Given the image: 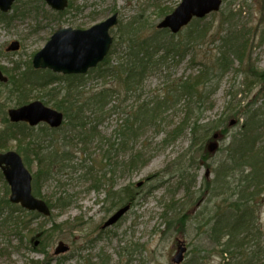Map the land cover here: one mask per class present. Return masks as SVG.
Masks as SVG:
<instances>
[{
	"label": "rangeland",
	"instance_id": "obj_1",
	"mask_svg": "<svg viewBox=\"0 0 264 264\" xmlns=\"http://www.w3.org/2000/svg\"><path fill=\"white\" fill-rule=\"evenodd\" d=\"M67 1L72 9L66 10L67 15L62 19L42 0H17L18 14L25 16L9 25L5 20L14 14L13 10L5 17L0 16V66L3 69L9 71L11 62L28 63L59 28L87 30L114 13L118 19V24L110 30L114 43L124 24L133 23L134 27L138 24L137 29L143 31L144 36L157 38L158 54L166 53L168 47L176 44V56L171 54L166 60L158 61L134 98L126 102L122 97L109 101L110 110L94 130L95 136L89 137L87 148H82L84 139L78 144L80 138L64 135L65 127L60 128L63 123L57 128L60 130L54 129L52 143L57 147H61L64 137L72 141L65 147L71 155L69 166L72 167L62 176L53 174L39 184L41 196L52 206L51 216H39L30 223L29 229L15 234L11 227L8 230L6 225L0 224V264H102L101 258H108L106 264H173L176 240L186 248L179 264H238V252L222 255L220 251L226 237L217 246L210 239V229L215 220L221 222V213H230L231 207H227L230 203L244 198L241 196H250L249 193L253 227L242 233L245 235L248 231L249 241L254 242L249 252L247 249L246 258L254 264H264V0H222L218 11L191 22L175 34L159 29L158 25L181 0ZM161 8L169 11L160 16ZM232 25L236 29L232 30ZM192 29L198 32L191 36ZM235 30L245 32V64L238 67L235 63L226 73L208 74L210 84L197 87L189 99L180 97L185 90L182 80L196 76L214 63L219 39ZM14 41L20 44V50L6 52ZM115 50L118 54L123 49L117 45ZM115 59L113 52L110 61ZM88 77L81 81L85 92L100 86L99 79ZM171 85H177V97L169 100L166 106L169 109L163 110L159 122L157 117L153 122L149 118L141 123L137 121L136 138L125 137L132 144L129 141L128 150L125 147L119 158L112 160L127 163L129 149L133 147L131 155L141 154V160L146 161L144 166L132 171L120 168L114 176L107 175L98 190L92 187L93 182H80V174L86 172L84 167L97 179L103 172L102 164L109 150H120L116 133L132 105H138L134 100L152 102L157 96L162 99L170 92ZM6 93V89L0 88V133L9 130L15 134L12 130L22 129L24 125L10 122L7 112L18 106ZM44 95L42 103L52 108V96ZM39 96H43L42 93H33L30 100ZM133 117L135 110L131 121ZM196 119L199 124L212 128L203 145L200 142L204 140L202 129L196 133L195 142L190 143L188 129L192 124H188ZM65 122L69 124L68 120ZM28 131L30 129L25 127L24 136L27 137ZM25 139L10 141L2 152L16 151L15 146L24 145ZM44 141L50 143V137ZM211 145L216 147L212 149ZM80 162L84 169L80 168ZM36 169L33 162L31 173L37 172ZM105 172L109 173L108 169ZM58 179L61 185L57 184ZM112 181L116 186L111 192L108 185ZM4 184L1 178L0 198L4 197ZM123 187L133 191L131 209L115 225L104 229V224L123 205L112 207L117 201L112 193ZM64 193L68 195L65 200L68 204L61 207L56 200ZM240 209H244L243 206ZM0 211L3 218L7 210ZM29 219V216L24 217L27 223ZM178 220L180 223L184 220L183 228ZM41 230L46 233L39 237ZM60 242L70 249L64 255H54Z\"/></svg>",
	"mask_w": 264,
	"mask_h": 264
},
{
	"label": "trees",
	"instance_id": "obj_2",
	"mask_svg": "<svg viewBox=\"0 0 264 264\" xmlns=\"http://www.w3.org/2000/svg\"><path fill=\"white\" fill-rule=\"evenodd\" d=\"M69 10L72 9V5L69 3ZM160 10V16L164 15L169 11L168 9ZM13 15L5 20L6 25L11 24L15 19L23 18L25 14H18V8L14 5ZM77 11V8L75 9ZM223 16H227L222 14ZM1 18L6 15L0 14ZM228 18H226L227 21ZM2 21V20H1ZM230 22V21H229ZM120 26V25H119ZM133 26V23L124 24L120 28V37L118 38L116 45H119L120 49H123L120 53H116L115 48L113 51L109 52L105 60L99 64L95 69L90 70L88 78L99 79L100 86L96 89L89 88L88 92L83 91L82 80L86 76H57L53 75L48 71L44 73L34 72L30 66L26 67L21 71L20 67L16 66L12 69H3V73L10 77V85L7 87V97H13L15 100L16 106L25 105L30 101L32 94L42 93L43 96L37 97L44 101V97L52 96V108L58 111H61L64 115V122L60 128H64V135H72L70 138H80V141L77 140V143L81 144L83 139L85 140L82 148H87V145L90 142L89 137L95 136L94 130L96 127L100 126L104 119L105 115L109 112L110 105L109 101L114 98L122 97V101L126 102L131 98L135 97L136 92H139L138 88L141 86L142 82L146 77L153 72L158 61L166 60L169 55L172 54V57H175L174 47L176 44L171 45L166 49V53L158 54L159 50L157 49V38L150 35L144 36L143 31L137 29ZM232 30L236 29V26H231ZM135 28V29H134ZM231 30V29H230ZM141 32V33H140ZM192 34L198 32V29H192ZM140 33V34H137ZM163 33V32H161ZM245 32L243 30H235L231 35L224 36L219 39L218 46V56L216 55L214 63H211L208 67H205L200 71L196 76H188L182 80V88L185 89L180 97L185 99L191 98L193 93L197 91V87H204L210 84L208 81V74L214 73L216 71L220 73H226L227 70H232L231 67L235 63H238V67H242L244 62V53L246 50V41H245ZM232 36V39H231ZM231 39V40H229ZM218 42V40H216ZM113 52L116 55L114 61L111 60ZM157 58V59H156ZM43 74V75H41ZM247 75L252 76L249 72H246ZM253 77V76H252ZM170 86V92L168 95H164V98L160 99L158 96L152 101L148 100H134L138 102L133 104L130 112H127V118L123 122V126H120V130L117 131L118 134L120 150H109L107 154V159H105L103 165V171L97 179L93 178V174L89 172L88 167H84L86 172H83L79 176V181L82 183L93 182L95 190H98L100 186H103L105 177L107 175L114 176L120 168L123 170L132 171L137 169L138 166L142 167L146 161H142V155L135 153L131 155L134 151L133 147L129 149L130 156L128 157L127 163H123L119 160H112L119 158L120 151H124L125 147L127 149L128 142L125 137L128 139L136 138L138 133V122L140 123L144 119L150 120V122L155 120L157 117L159 122L163 110L169 109L166 107L169 104V100L175 99L177 97L176 92L178 91L177 85ZM1 88V87H0ZM42 91V92H40ZM140 95L136 96L139 99ZM133 101V102H134ZM46 102V101H45ZM50 104V103H49ZM113 109V107H111ZM135 110V117L133 121L130 120L132 117V112ZM86 117H85V114ZM139 117V120H137ZM254 118V117H252ZM256 118V117H255ZM68 120V125L66 122ZM146 123V122H145ZM192 126L188 129V134L190 136V143L195 142L198 135L196 134L200 129L204 130V140L200 141L201 144L205 142L208 138L207 133L212 129L208 128L206 125L203 126L198 123V119L189 123ZM57 129V130H60ZM30 129V128H29ZM15 132H10L9 130L2 131L0 133V152L7 149V145L10 141L16 139L18 142L26 143L24 145H16V152L22 157L25 167L31 172V165L33 162L36 163V171L32 174V188L33 195L37 198L43 199L39 190V184L41 181L51 177L53 174L57 176H62L63 172L69 170L72 166H69L72 158L70 153L66 152V146L72 144V141L68 137H64L61 143V147H57L52 143V137L54 136L55 130H51L46 126L38 127L36 129H30L27 132V137L24 136L25 126L22 129L12 130ZM30 132V133H29ZM51 134L48 135V134ZM197 136V137H196ZM50 137V143H45V138ZM129 144H132L130 141ZM114 145H111L113 148ZM61 149V150H60ZM86 151L83 149L82 153ZM113 152V153H112ZM137 152V151H136ZM32 156V159L30 158ZM84 154V153H83ZM90 159V156H88ZM32 160V163L30 162ZM93 161V160H91ZM81 165V162H80ZM79 167V165H78ZM80 168H83L81 165ZM83 168V169H84ZM182 167L179 169L181 170ZM77 169V168H74ZM108 169V172L105 170ZM100 171V172H101ZM2 175L0 173V180ZM58 185H61V180L58 179ZM5 185L4 197L0 198V210H7L5 216L2 217V212L0 211V224L6 225L9 230L12 228L13 233H18L20 230L29 229L30 223L37 219L39 215L37 213L26 212L22 210L19 206L11 205L8 202L9 188ZM115 182H110L109 187L112 192V189L115 188ZM248 188V187H247ZM60 193V192H59ZM133 191L129 190L126 187L120 188L117 190V193L114 192L117 196V201L112 203V207L115 208L120 204L132 205L134 196L132 195ZM239 194V193H238ZM241 196V194H239ZM68 195L64 193L62 197L58 198V205L65 207L68 203L65 201ZM244 198L236 199L237 201L230 203L229 206L231 209H234V213L223 212L221 214V222L215 220L212 228L210 229V239L214 244L220 246L221 239L226 237V240L222 246L223 250L220 251L222 255L227 253L231 255V251H237L239 256L238 264H254V261L247 259V244L248 243V231L245 232V235L242 233L243 230L253 227L252 217L249 211V199L250 196H241ZM47 205L52 208L51 204L48 201H45ZM227 203V202H226ZM247 205V207H246ZM4 206V207H3ZM243 206L244 209H240ZM16 218H15V216ZM21 216V217H19ZM23 216V218H22ZM29 216L28 223L25 222L24 217ZM172 222L168 225L170 226ZM181 228L184 226V220H181V223L178 220ZM46 232L41 230V234L44 235ZM30 234V233H28ZM245 251V252H243ZM102 264L107 262L106 258H101ZM259 262V259L257 260Z\"/></svg>",
	"mask_w": 264,
	"mask_h": 264
},
{
	"label": "water",
	"instance_id": "obj_3",
	"mask_svg": "<svg viewBox=\"0 0 264 264\" xmlns=\"http://www.w3.org/2000/svg\"><path fill=\"white\" fill-rule=\"evenodd\" d=\"M50 8L55 11L64 10L67 0H44ZM15 0H0V12L7 13ZM221 0H181L175 11L165 17L158 25L161 29H169L177 33L186 26L193 18L201 19L211 12L219 10ZM117 23L116 15L86 31L60 29L46 43L33 58L35 69H49L55 73L62 74H85L88 70L95 68L106 56L111 37L109 29ZM19 44L11 43L7 51H18ZM6 78L0 72V82H6ZM8 116L11 122H25L29 126L45 123L50 128H58L63 121L61 113L34 102L18 109L9 110ZM212 149L216 146L211 145ZM0 170L10 189L9 202L19 205L21 208L31 212H37L43 216H49L46 204L33 197L32 177L25 169L21 158L15 152L0 154ZM139 186V184H138ZM129 210V206L119 209L104 224L103 228L115 224ZM65 248L60 243L55 254L63 253ZM185 247H179L173 259L174 264L182 261V253Z\"/></svg>",
	"mask_w": 264,
	"mask_h": 264
},
{
	"label": "bare ground",
	"instance_id": "obj_4",
	"mask_svg": "<svg viewBox=\"0 0 264 264\" xmlns=\"http://www.w3.org/2000/svg\"><path fill=\"white\" fill-rule=\"evenodd\" d=\"M42 1H44V0H42ZM47 7H49L50 8V6H48L47 5V3L46 2H43ZM68 6H69V2H68ZM68 6L64 9V10H60V11H55V10H53L52 8H50V10L51 11H54V12H58V17L57 18H64L67 14H64V13H66V10H69L68 9ZM56 15V16H57ZM114 16V14L111 16V17H113ZM111 17H109L108 19H110ZM108 19H105L103 22H105L106 20H108ZM116 20H118L117 19V17H116ZM103 22H100V23H97L96 25H98V24H101V23H103ZM118 24V21H117V23H116V25ZM96 25H94V26H96ZM115 25V26H116ZM94 26H92V27H94ZM115 26H113V27H111L110 29H109V31H108V33H109V36L111 37V35H110V30L112 29V28H114ZM92 27H90L89 29H91ZM60 29H72V28H59L58 30H60ZM89 29H87V30H89ZM57 30V31H58ZM72 30H78V29H72ZM57 31H55L54 32V34L57 32ZM79 31H86V30H79ZM53 34V35H54ZM52 35V36H53ZM51 36V37H52ZM50 37V38H51ZM111 39H112V41H111V44H110V47H109V50H108V52H107V54H106V57L108 56V54H109V52H111V51H113V49L117 46L116 45V42H117V40L118 39H116L115 40V43H114V38H112L111 37ZM50 40V39H49ZM48 40V41H49ZM14 42H16V41H14ZM11 43H13V42H11ZM11 43H10V45H11ZM18 43V42H17ZM113 43H114V45H113ZM19 44V43H18ZM9 45V46H10ZM46 45V44H45ZM112 45H113V49H112ZM9 46L6 48V52H10V53H13V52H18L19 50H20V44H19V49H18V51H7V49L9 48ZM115 46V47H114ZM44 48V47H43ZM42 48V49H43ZM41 49V50H42ZM37 53H35L34 55H33V57H32V60H30L28 63H26V64H18V63H16V62H11L10 64H12L11 65V69L12 68H14V67H16V66H18V67H20V69H21V71H23L26 67H28V66H30L31 67V69L34 71V72H38V73H44L45 71H48V72H50L51 74H53V75H57V76H84L85 74H69V75H66V74H62V73H55V72H53L52 70H49V69H35L34 67H33V58H34V56L36 55ZM105 57V58H106ZM91 70V69H90ZM89 70V71H90ZM0 72L3 74V68H2V66H0ZM41 75H43V74H41ZM5 78L7 79L6 80V82H0V86H1V88H3V89H7V87L10 85V77H8V76H5ZM5 87V88H4ZM40 92H42V91H40ZM32 100V101H31ZM30 101H28V103L27 104H31V103H34V102H39V103H41L43 106H45V104L44 103H42V99H38L37 97L34 99H31ZM249 195L251 196V194L249 193ZM230 213H234V210H230L229 211ZM221 215V214H220ZM110 219V218H109ZM108 219V220H109ZM114 225V224H113ZM113 225H111V226H109V227H112ZM106 228H108V227H106ZM106 228H104V229H106ZM38 236L39 237H41L42 236V234L40 235V234H38ZM257 241V240H256ZM252 242H254L252 239L249 241V238H248V243L249 244H247V249H248V252H249V249H250V247H251V243ZM176 243H177V245L180 243V241H178V240H176ZM63 244V243H62ZM39 245V242L37 241L36 242V244H35V246H36V248H37V246ZM63 247L65 248V251L63 252V254H66L67 253V251L70 249L67 245H65V244H63ZM57 248H58V246H57ZM57 248H55V250L57 249ZM107 259V262H108V258H106ZM107 262H105V264L107 263ZM194 263V262H193ZM193 263H191V264H193ZM255 264H257V263H255Z\"/></svg>",
	"mask_w": 264,
	"mask_h": 264
},
{
	"label": "flooded vegetation",
	"instance_id": "obj_5",
	"mask_svg": "<svg viewBox=\"0 0 264 264\" xmlns=\"http://www.w3.org/2000/svg\"><path fill=\"white\" fill-rule=\"evenodd\" d=\"M25 127H27V125H25ZM37 127V129H38V127H41V126H36Z\"/></svg>",
	"mask_w": 264,
	"mask_h": 264
}]
</instances>
